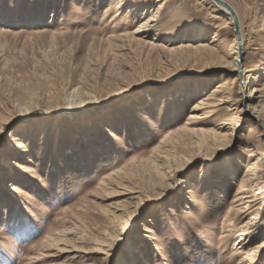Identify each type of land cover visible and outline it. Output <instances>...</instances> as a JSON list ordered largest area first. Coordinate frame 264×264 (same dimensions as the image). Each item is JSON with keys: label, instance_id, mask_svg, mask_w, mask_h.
Here are the masks:
<instances>
[{"label": "rangeland", "instance_id": "obj_1", "mask_svg": "<svg viewBox=\"0 0 264 264\" xmlns=\"http://www.w3.org/2000/svg\"><path fill=\"white\" fill-rule=\"evenodd\" d=\"M225 2L239 72L211 0H0V264H264V0Z\"/></svg>", "mask_w": 264, "mask_h": 264}, {"label": "bare ground", "instance_id": "obj_2", "mask_svg": "<svg viewBox=\"0 0 264 264\" xmlns=\"http://www.w3.org/2000/svg\"><path fill=\"white\" fill-rule=\"evenodd\" d=\"M212 2H214V4H216V6H218L219 8H220V10H222V11H224V12H226L229 16H230V18H231V20H230V24L233 26V28H234V31H235V41H236V47H235V53H234V55H235V57H236V59H235V61H236V63H235V65L232 67V70L234 71H236V70H238V72H239V70H240V54H241V47L243 46V35H242V29H241V24H240V21H239V17H238V15H237V17H238V21H239V28H240V35L237 33V28H236V26H235V21H234V18L231 16V14L227 11V9L226 8H224L222 5H220L219 3H217L216 1H214V0H211ZM221 1H223V2H225V0H221ZM225 3H227V2H225ZM228 4V3H227ZM228 5H230V4H228ZM231 6V5H230ZM232 8V7H231ZM233 9V8H232ZM234 10V9H233ZM235 11V10H234ZM235 13H236V11H235ZM237 14V13H236ZM159 17V15H154L153 17H151L150 18V21L151 22H154L155 20H156V18H158ZM160 18V17H159ZM238 28V29H239ZM204 36V33H202V34H200V35H198L197 37L198 38H201V37H203ZM239 38H241V39H239ZM240 75L238 76V81H239V83H240V87H241V90H242V95L244 94V96H246V92H247V90H248V87H249V85H248V81L246 80V78H245V75H241V73H239ZM227 89H226V85L225 84H221V85H219L218 87H216L214 90H213V92H212V94L208 97V99H205V100H202L197 106H196V109L195 110H198L197 108H201V109H209V108H212V107H216V106H218V105H223V104H226V103H230V96H228L229 95V93H228V91H226ZM251 97H253V95L251 96H246V98H251ZM216 100H218V105H215L214 104V101H216ZM87 103L86 104H82L81 106L79 105V106H77L78 108H77V110L79 109V111H81L82 109H84V108H86L87 107ZM244 109H245V107H244ZM247 111H248V109H247ZM195 112V111H194ZM249 112V111H248ZM252 115L256 118L255 120H257L258 119V121H256V122H258L259 124H261L262 122H260V118H259V116L257 115V113H255V112H252ZM200 117L198 116V114H192L191 116H190V119L191 120H198ZM238 125V123L236 124V126ZM262 125L263 126H261L260 128H261V130L264 132V124L262 123ZM263 160H264V151L262 152V154H261V158H259L258 159V161H257V163L256 164H254L251 168H250V170L249 171H253V172H258V171H261V169H260V167H262V165H263ZM243 187H242V190H241V192H244V190H246L245 188H244V185H242ZM246 198H248L247 196L246 197H242L241 199H246ZM237 202L239 201L238 199L236 200ZM253 201H256V200H252V201H246L245 203H250V202H253ZM243 204V203H242ZM242 240H244L243 238H241V240H240V242H242Z\"/></svg>", "mask_w": 264, "mask_h": 264}, {"label": "water", "instance_id": "obj_3", "mask_svg": "<svg viewBox=\"0 0 264 264\" xmlns=\"http://www.w3.org/2000/svg\"><path fill=\"white\" fill-rule=\"evenodd\" d=\"M214 1H216L217 3L222 5L224 8H226L227 11L231 14V16L234 18V21H235V26L237 28V33L240 35L239 21H238V17H237V14L235 13V11L231 8L230 5H228L227 3H225V2H223L221 0H214ZM239 39H241V38H239ZM260 125L263 126L262 123Z\"/></svg>", "mask_w": 264, "mask_h": 264}]
</instances>
